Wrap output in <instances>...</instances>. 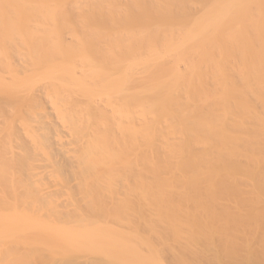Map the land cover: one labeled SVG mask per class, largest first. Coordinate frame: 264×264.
<instances>
[{
    "label": "bare ground",
    "instance_id": "bare-ground-1",
    "mask_svg": "<svg viewBox=\"0 0 264 264\" xmlns=\"http://www.w3.org/2000/svg\"><path fill=\"white\" fill-rule=\"evenodd\" d=\"M7 246L264 250V0H0Z\"/></svg>",
    "mask_w": 264,
    "mask_h": 264
},
{
    "label": "rangeland",
    "instance_id": "rangeland-1",
    "mask_svg": "<svg viewBox=\"0 0 264 264\" xmlns=\"http://www.w3.org/2000/svg\"><path fill=\"white\" fill-rule=\"evenodd\" d=\"M101 206H103V205H101ZM107 207H109V206H107ZM110 208V207H109ZM99 216V215H98ZM104 216V215H103ZM106 216H108V215H106ZM105 217V216H104ZM109 217V219H111L110 217H112V216H108ZM108 217H105V220L106 219H108ZM101 219H102V217H101ZM104 219V218H103ZM113 220V219H112ZM90 221V224H92L91 223V221H93V220H89ZM109 221V220H108ZM114 221H116V220H114ZM119 221V220H118ZM117 221V222H118ZM133 221H135V220H133ZM94 222V221H93ZM104 222V221H103ZM106 222V221H105ZM113 222V221H112ZM117 222H116V224H117ZM122 223H123V221H121ZM127 222V220L125 221V223ZM158 222V221H157ZM109 223V222H108ZM111 223V222H110ZM109 223V224H110ZM136 224H137V228H139V221H137L136 220V222H135ZM101 224H103V223H101ZM106 224H107V222H106ZM141 224H143L142 222H141ZM158 224V223H157ZM105 225V224H104ZM108 225V224H107ZM107 225H105V226H107ZM122 225V224H121ZM114 226V225H113ZM113 226H111V227H113ZM120 226V225H119ZM123 226H125V225H123ZM141 226V225H140ZM102 227L104 228V226L102 225ZM107 227H109L110 228V226L108 225ZM116 227H118V224L116 225ZM122 227V226H121ZM121 227H120V230H121ZM142 227V226H141ZM141 227L139 228V232L141 233L142 231H144V232H142L141 234H143V233H145V232H147V231H149L147 228L146 229H144V227L141 229ZM103 228H101V229H103ZM109 228H107V229H109ZM115 228V227H114ZM123 228V227H122ZM117 229V228H116ZM104 231H106V229L104 228ZM135 231V230H134ZM137 231V232H138ZM126 232V231H125ZM136 232V231H135ZM133 233V231H132V233L134 234V235H136V237L137 236H139V235H137V232L136 233ZM138 232V233H139ZM127 234L129 233V232H126ZM148 233V234H147ZM145 235H148V239H149V241H150V239H152L153 240V238L154 237H152V232H151V234H150V231L149 232H147ZM140 234V235H141ZM144 235V234H143ZM145 235H144V237H142V238H144L145 239ZM154 235V234H153ZM125 236V235H124ZM131 235H128V237L129 238H134L133 236H131ZM142 236V235H141ZM155 236V235H154ZM126 237V236H125ZM124 237V238H125ZM128 237H127V239H128ZM135 237V238H136ZM147 237V236H146ZM138 238H140V236L138 237ZM156 238V237H155ZM155 238H154V240H155ZM146 240H147V238H146ZM151 240V242L152 243H155V242H153ZM156 240L158 241V239L156 238ZM155 240V241H156ZM156 241V242H157ZM158 244V243H157ZM156 244V246H158ZM139 246L141 247V245L139 244ZM144 248V247H143ZM8 249V250H7ZM75 249V248H74ZM138 249H140L139 247H138ZM145 249V248H144ZM36 250V249H35ZM34 250V252H35V254H36V252H38V249L35 251ZM82 250V251H81ZM81 250H79V252H83L84 253V251L85 250H88V249H85L84 250V248L83 249H81ZM84 250V251H83ZM141 250V249H140ZM32 251L33 250H24V249H21L20 251H19V249H18V247L16 248V247H9V246H7L6 248H3L2 249V247H1V249H0V264H33L34 262H33V257H35V254H34V252L32 253ZM77 250H73V252H76ZM107 251V250H106ZM105 250L103 251V252H106ZM110 251H112V250H110ZM144 251V250H143ZM143 251H141V253L143 252ZM147 250L145 249V252H146ZM152 251V252H151ZM27 252V253H26ZM42 251H40L39 250V252L38 253H41ZM78 252V253H79ZM86 252V251H85ZM93 252V251H92ZM92 252H90L91 254H93V255H91L89 252H87L88 254H90V255H88L87 253H86V255H84L83 254V257H82V254L81 253H79L80 254V256H79V258L78 257H72L73 258V261H75V260H77V263L79 262V264H89V261H87L86 259L87 258H89V256L90 257H92V256H96L95 255V252L94 253H92ZM113 252V251H112ZM143 252L142 254H140V256H141V258H143V259H145V258H147V261H145L146 263H143V264H148V262H150L151 264H264V258H262V257H264V256H262V255H264V250H249V251H240V250H230V251H228V250H226V251H224L223 249L221 250V249H218V250H213V249H199V250H174V251H171V250H166V249H163V250H161V248L159 247H156V249L155 248H153V249H151V250H149V252ZM30 253V254H29ZM38 253L36 254V258L35 259H37V258H39V255H38ZM44 253V252H43ZM70 253H72V251L70 252ZM77 252L76 253H74V255L76 254H78ZM107 253H109V251L107 252ZM125 253H131L130 251L128 252H125ZM42 254V253H41ZM46 254V253H45ZM44 254V255H45ZM111 254H113V253H111ZM124 254V253H123ZM123 254H121V257H122V255ZM143 254H144V256H143ZM26 255H28V256H26ZM29 255H31V256H29ZM106 255H109V254H106ZM114 255V254H113ZM129 255V254H128ZM127 255V256H128ZM196 255H198V256H196ZM239 255V256H238ZM241 255H252V256H262L261 258L260 257H250V258H241L240 256ZM21 256V257H20ZM23 256V257H22ZM43 256V255H42ZM67 258H66V262H64L65 264H67L70 260H71V255L69 256V253L67 254ZM125 257L124 255H123V257L125 258V259H128V258H130V256L131 255H129L128 257ZM180 256V257H179ZM196 256V257H195ZM45 257V256H44ZM106 257V256H105ZM122 257V258H123ZM27 258H28V260H27ZM30 258V259H29ZM42 259H44L43 257H41ZM75 258H77V259H75ZM181 258V259H180ZM32 259V260H31ZM70 259V260H69ZM85 259V262L83 261ZM90 259V258H89ZM88 259V260H89ZM142 259V260H143ZM31 260V261H30ZM38 260V259H37ZM37 260H36V264H39L40 262L38 261L37 262ZM116 259H114V261L113 262H117V261H115ZM129 260V259H128ZM149 260H151V261H149ZM42 261H45V260H42ZM42 261H41V263L40 264H42ZM72 261V260H71ZM83 263H82V262ZM86 261H87V263H86ZM33 262V263H32ZM76 262V261H75ZM101 262V263H100ZM72 262H70V263H68V264H71ZM76 263V264H77ZM109 263H110V261H109ZM108 262H107V264H109ZM111 263H112V261H111ZM73 264H75L74 262H73ZM93 264V263H92ZM96 264H106V260L105 259H101V255H100V260L99 261H97V263ZM114 264V263H113ZM115 264H119V262H117V263H115Z\"/></svg>",
    "mask_w": 264,
    "mask_h": 264
}]
</instances>
